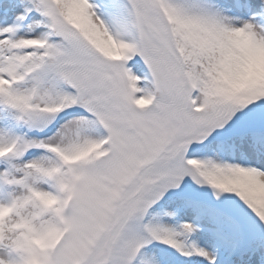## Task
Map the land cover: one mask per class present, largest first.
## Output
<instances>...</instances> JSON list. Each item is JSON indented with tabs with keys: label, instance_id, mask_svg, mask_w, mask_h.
<instances>
[{
	"label": "snow or ice",
	"instance_id": "snow-or-ice-1",
	"mask_svg": "<svg viewBox=\"0 0 264 264\" xmlns=\"http://www.w3.org/2000/svg\"><path fill=\"white\" fill-rule=\"evenodd\" d=\"M0 264H264V0H0Z\"/></svg>",
	"mask_w": 264,
	"mask_h": 264
}]
</instances>
